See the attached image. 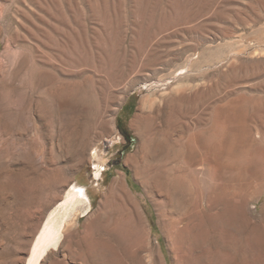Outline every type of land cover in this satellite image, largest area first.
<instances>
[{
    "label": "rangeland",
    "instance_id": "rangeland-1",
    "mask_svg": "<svg viewBox=\"0 0 264 264\" xmlns=\"http://www.w3.org/2000/svg\"><path fill=\"white\" fill-rule=\"evenodd\" d=\"M210 109L231 121L197 127L203 142L240 138L223 175L203 178L200 158L190 171L177 157L178 139ZM263 139L264 0H0V264L28 263L75 183L92 211L42 264H178L174 223L210 189L242 218L200 212L186 235L191 264H260L252 223L264 216V174L246 173L255 149L245 144ZM99 231L109 246L95 256Z\"/></svg>",
    "mask_w": 264,
    "mask_h": 264
},
{
    "label": "bare ground",
    "instance_id": "bare-ground-1",
    "mask_svg": "<svg viewBox=\"0 0 264 264\" xmlns=\"http://www.w3.org/2000/svg\"><path fill=\"white\" fill-rule=\"evenodd\" d=\"M187 71H182V73L180 74L181 75L180 78L181 77L184 78V76L186 75V72ZM208 114H209V118H206V119H203V118L201 119V117L199 116L200 119L198 120V125H196L195 128H194L195 131L193 130L194 132H192V133L189 132L191 134H188V135H181L179 137V139H178V144L180 146V149H179L180 151L178 152V156L177 157L181 160L182 164L185 166V168L187 170H190L191 168H193L194 166H196L197 163L199 162V158H200L202 160L201 163H203V165H205V167L201 171H199V173L197 172V175L198 174H201L203 178L204 177L205 178L210 177V175L212 174V171L214 172L213 174H215L214 176H218L219 177V176L223 175V174H220L221 173L220 172L221 171V165H220L221 158H222L223 155H226V153L229 152V147L232 146L234 143L236 144L235 147H237V143L236 142L240 138V137H237L238 136L237 133L236 134L229 135L226 138V142L224 141V144L221 147H218L217 149H214L210 145H207L201 139L202 137H200L199 132L196 131L197 127H198L197 130H199L200 132H203V130L208 129L214 123L217 124V125H219V127L221 126L223 128H226L227 125H229L230 124V121H231L230 120V116L227 115V113L221 112L219 110H213V111L211 110V111L208 112ZM112 125H113V132H116L115 129H118L119 128L118 123L112 121ZM133 125H134V123H133ZM156 133H158V132H156ZM174 134H175V131H174ZM241 136H242V134H241ZM171 137H173V136H171ZM243 137H245V136H243ZM261 141H262V139H261ZM243 142H245V141H243ZM253 142H254V140H253ZM258 143H260L259 144L260 146H256V147L253 145V143L252 144H250V143L249 144H245L246 147L249 146V147L255 149V152H253L254 153V155H253L254 156V160L252 161V163L250 164V166L248 167V169H246L245 171H246L247 174H253L252 176L256 175V177H257V175L259 176V175H263L264 174V145H261V142H258ZM235 147H234V149H236ZM155 149H156V147H155ZM158 150H159V148H158ZM229 154H231V153H229ZM136 157L135 156L129 157L126 160V164L128 166H133L134 165V167H135L136 163L138 164V161H137V158ZM102 171H103L102 169H98L97 172H96V174H95V176L102 177L104 175V174L102 175ZM190 171H192V170H190ZM121 176H123L124 179H125V175L124 174H121ZM175 180H172V181L174 182ZM176 182H178V181H176ZM185 182H187V183L189 182L188 178H185ZM171 184H172V182H171ZM23 185H24V183H23ZM115 185L116 186H118V185L124 186V180L122 179V177L119 178V179H117L114 182V186L110 190L111 193H113V194H116ZM175 185H177V183ZM181 185H183V184L181 183ZM171 186H173V185H171ZM184 186L185 185H183V187ZM179 187H180V190L182 191V189H181L182 187L181 186H179ZM188 187H189V185H188ZM80 189H83V193L80 191ZM172 189H174V188H172ZM186 189H188V188H186ZM188 190H191L192 191L191 188L188 189ZM210 190H201L200 192L197 190L199 193H197V195L195 197V203H194L195 204L194 205L195 207H194V211L192 213L190 211V214H188L187 216H185V217H183V218H181L179 220H176L175 219L176 220L175 223H174L175 225L172 223L174 225L173 226L174 241H175L174 244H175L176 252L178 254V264H191V260H190V256H189V250H188V247H187L188 244H187V236L186 235H187L188 229L194 227V223H195V221H197V219H198L197 217L199 216V214L202 213L204 216L205 215H206V217L208 216L209 219L211 217V220H219L220 219L219 217H221V218L224 219L226 216L227 217L228 216L229 217L232 216L233 219L236 222H239L241 220V218H242L241 215L238 214L237 212H235V213H232L231 212L232 213L231 214L230 213V210L225 207V204H224V196L222 195V193H218V196H216L213 193L214 191H210ZM239 190H241V189H239ZM175 191H176V189H175ZM175 191H174L173 194L176 195L177 192L175 193ZM66 192H67V190H66ZM183 192H184V190H183ZM170 194H172V193H170ZM190 197H192V196H190ZM132 202L129 205L131 206V210H134V212H135V209H138V207H137L136 203H134V201H132ZM92 208H93V203H92V201L90 199L89 192L87 191V188H85V186L84 187L81 186L78 183H75L74 185H70V189L66 193L65 197L62 198L56 204L55 207H53V209H52L51 212L49 211L50 213H49L48 217L46 218V220L42 224V227H41L38 235L35 237L36 239H35V242H34L32 251L30 253V258L28 257L29 260H28V263L27 264H42L43 261L45 260V258L49 255V253L51 251H56V250L59 249V247L61 246V244H62V242L64 240V237L66 235V232L70 228L75 227L77 225L78 219L81 216H84V215H87L88 213H90V211H92ZM235 208H238V206L235 207ZM128 209H130V208H128ZM135 215H136V217H138L137 213ZM131 216H133V215H131ZM31 217H32V215H31ZM249 221H251V220H249ZM252 224H253L252 227L254 228V231L256 232L255 233L256 234V238L255 237L254 238H255V242H256L255 245L257 246V249H258V256H257L258 257V261L260 262V264H264V216H261L256 221H254V223H252ZM138 226H139V224H138V221H137L136 227H138ZM100 228H101V226H100ZM166 228H168V227H166ZM94 233L95 234L93 236H95V238H97L99 241H96V243H94L92 245V248L93 249L95 248V250L91 254H94L96 256L97 255L96 252H100V253L103 252V253H105L108 250V247L107 246H109V244L108 245L106 244L107 237L105 239V235L102 232L99 231V232H97L98 234H96V232H94ZM74 234L75 233H73V236H74ZM88 234H90V233H88ZM251 237L252 236H250V238ZM71 239H73V238H71ZM218 253H219V251H218ZM155 263L151 262V264H155Z\"/></svg>",
    "mask_w": 264,
    "mask_h": 264
},
{
    "label": "snow or ice",
    "instance_id": "snow-or-ice-1",
    "mask_svg": "<svg viewBox=\"0 0 264 264\" xmlns=\"http://www.w3.org/2000/svg\"><path fill=\"white\" fill-rule=\"evenodd\" d=\"M80 191L83 193V189H80Z\"/></svg>",
    "mask_w": 264,
    "mask_h": 264
},
{
    "label": "trees",
    "instance_id": "trees-1",
    "mask_svg": "<svg viewBox=\"0 0 264 264\" xmlns=\"http://www.w3.org/2000/svg\"><path fill=\"white\" fill-rule=\"evenodd\" d=\"M132 140V139H131Z\"/></svg>",
    "mask_w": 264,
    "mask_h": 264
},
{
    "label": "water",
    "instance_id": "water-1",
    "mask_svg": "<svg viewBox=\"0 0 264 264\" xmlns=\"http://www.w3.org/2000/svg\"><path fill=\"white\" fill-rule=\"evenodd\" d=\"M134 141V140H133Z\"/></svg>",
    "mask_w": 264,
    "mask_h": 264
}]
</instances>
